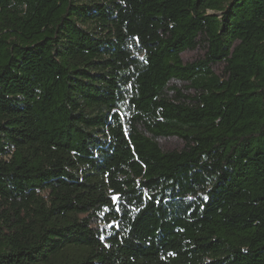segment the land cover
<instances>
[{"label":"trees","instance_id":"16d2710c","mask_svg":"<svg viewBox=\"0 0 264 264\" xmlns=\"http://www.w3.org/2000/svg\"><path fill=\"white\" fill-rule=\"evenodd\" d=\"M0 264H264V0H0Z\"/></svg>","mask_w":264,"mask_h":264},{"label":"rangeland","instance_id":"374dc122","mask_svg":"<svg viewBox=\"0 0 264 264\" xmlns=\"http://www.w3.org/2000/svg\"><path fill=\"white\" fill-rule=\"evenodd\" d=\"M170 24L168 22L158 23L155 21H149L143 25H136V41L139 46L143 49L144 53H147L149 47L145 45V40L151 37L166 36L169 34ZM206 48L203 44L199 45L194 50H186L181 54L183 63H191L195 60L202 58L205 54ZM225 64L218 63L212 67V70L217 75H222ZM170 85H176L182 88L184 84L179 82H171ZM185 94L193 95L192 90H184ZM163 151H180L185 147L184 141L177 137H159L155 139ZM108 229L109 226H106Z\"/></svg>","mask_w":264,"mask_h":264}]
</instances>
